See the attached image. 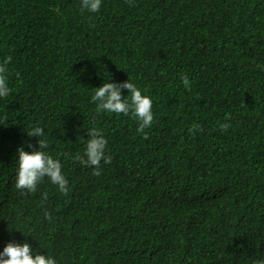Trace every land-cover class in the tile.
Returning <instances> with one entry per match:
<instances>
[{"label": "trees", "instance_id": "16d2710c", "mask_svg": "<svg viewBox=\"0 0 264 264\" xmlns=\"http://www.w3.org/2000/svg\"><path fill=\"white\" fill-rule=\"evenodd\" d=\"M5 57L0 249L26 241L58 264L264 258V0H103L95 13L79 0H0ZM108 77L151 96L144 133L96 111L92 87ZM36 124L63 193L46 178L32 193L14 186L16 146L38 148ZM93 125L110 157L98 175L75 159Z\"/></svg>", "mask_w": 264, "mask_h": 264}, {"label": "clouds", "instance_id": "9594fccd", "mask_svg": "<svg viewBox=\"0 0 264 264\" xmlns=\"http://www.w3.org/2000/svg\"><path fill=\"white\" fill-rule=\"evenodd\" d=\"M103 0H79L81 12L95 13L101 8ZM131 2V0H129ZM11 57H5L0 61V98L10 94L8 83V63ZM257 67L264 71V64H257ZM179 78L185 87L189 86V78L183 73ZM93 94L90 99L95 103V109L106 114L129 115L137 123V131L144 133L154 119L152 111V98L128 77L125 81H113L108 77L100 86L92 87ZM127 90V95L122 96V90ZM218 126L227 130L230 123L225 121ZM29 137H36L38 148L25 150L24 143L16 146L15 160V182L14 186L21 192L32 193L37 185L46 178L51 184L63 193L67 190L68 180L63 173L62 163L58 157H54L46 151V141L41 139L44 136V129L39 125H33L26 131ZM82 153H78L75 159L86 167H92L95 174H99L101 162L107 164L110 157L106 154L107 139L102 130L91 126L87 130ZM28 148H32L29 143ZM45 185H49L47 182ZM50 186V185H49ZM45 217L48 213L45 212ZM0 264H58L57 259L42 252H37L28 242H15L10 240L0 249ZM254 264H264V258L257 259Z\"/></svg>", "mask_w": 264, "mask_h": 264}]
</instances>
